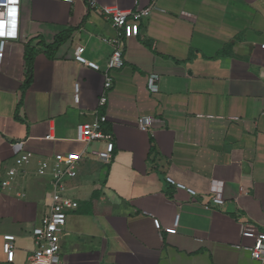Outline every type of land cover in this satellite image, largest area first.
Masks as SVG:
<instances>
[{"label":"crops","instance_id":"crops-1","mask_svg":"<svg viewBox=\"0 0 264 264\" xmlns=\"http://www.w3.org/2000/svg\"><path fill=\"white\" fill-rule=\"evenodd\" d=\"M96 1L92 9L90 0H22L18 38L4 48L0 264H27L33 229L50 211L53 179L39 174L40 162L82 150L78 124L100 115L113 157L90 151L105 141L90 142L67 182L79 207L59 232L62 264H262L241 227L264 228V0ZM101 5L153 6L139 35L122 39L125 64L110 72L109 89L103 71L75 59L81 45L103 65L111 55L104 38L117 32ZM152 73L160 76L157 91ZM142 115L154 116L149 131L138 126ZM22 155L30 161L18 165ZM178 214V233L161 237L153 215L171 225ZM4 233L17 236L11 254Z\"/></svg>","mask_w":264,"mask_h":264},{"label":"built area","instance_id":"built-area-1","mask_svg":"<svg viewBox=\"0 0 264 264\" xmlns=\"http://www.w3.org/2000/svg\"><path fill=\"white\" fill-rule=\"evenodd\" d=\"M73 2L74 0H64ZM0 61L4 54V48L8 39L18 38L20 22V5L21 0H9L0 2ZM90 7H97L96 0H90ZM4 5V6H3ZM153 6L137 9H123L115 5H101L100 12L105 14L115 28L117 34L113 38H104L113 46L111 55L103 65L95 59L87 56L86 46L81 45L75 52V59L83 66H87L97 71H103L105 74V88L109 89L113 85V78L110 72L114 69L121 68L125 64L121 42L123 38H132L139 35L140 21L146 19L152 13ZM264 48V44H262ZM159 74L152 73L149 78V87L153 91L159 89ZM79 85L76 86L75 100L79 102ZM108 101L106 94L100 98L99 104L105 105ZM107 122L106 115H100L90 122L78 124L77 140L84 144L82 150L56 151L50 159H44L40 162L39 174L50 173L53 179L51 190L50 211L44 215L39 225L33 229L34 249L29 255L27 264H62L59 232L65 227L69 212L79 207V201L66 193L68 180L75 178L79 174V163L83 159L87 146L92 141H105L102 149L90 150L93 154L98 155L102 160L109 161L113 157L115 143L113 137L105 132L104 125ZM154 125L153 115H142L138 118V126L142 131H149ZM52 134L46 138H52ZM23 143V142H22ZM30 161L29 156H17L16 163L22 165ZM17 169H9V175L13 178ZM168 181L177 188L185 189L190 194L195 195L197 192L193 188L187 187L183 183L176 182L173 178L168 177ZM10 185V180H4L3 186ZM215 203H223L224 199L217 195L213 198ZM209 208V205H205ZM180 215H176L173 224L164 225L161 218L153 215V224L159 235L162 237L164 232L178 233ZM242 238L251 239L252 245H246L252 253V256L264 264V228H259L255 224L244 223L241 227ZM3 251L11 254L16 249L17 236L13 233H4ZM244 245L239 243L238 246Z\"/></svg>","mask_w":264,"mask_h":264},{"label":"trees","instance_id":"trees-1","mask_svg":"<svg viewBox=\"0 0 264 264\" xmlns=\"http://www.w3.org/2000/svg\"><path fill=\"white\" fill-rule=\"evenodd\" d=\"M33 61H34V58L33 57H29L28 58V67H29V70H30V74H29V77H28V81L26 83H29L30 80H31V73H32V68H33Z\"/></svg>","mask_w":264,"mask_h":264},{"label":"clouds","instance_id":"clouds-1","mask_svg":"<svg viewBox=\"0 0 264 264\" xmlns=\"http://www.w3.org/2000/svg\"><path fill=\"white\" fill-rule=\"evenodd\" d=\"M9 0H0V2H8ZM21 2H22V0H21ZM1 5V4H0ZM4 6V5H3ZM21 6V5H20ZM0 37H2V35H0ZM10 39H12V37L10 38ZM13 39H16V38H13ZM9 40V39H8Z\"/></svg>","mask_w":264,"mask_h":264}]
</instances>
